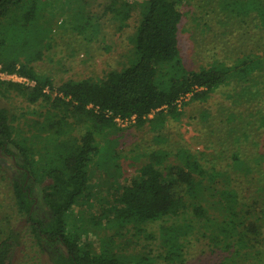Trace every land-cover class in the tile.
I'll return each instance as SVG.
<instances>
[{
	"label": "trees",
	"instance_id": "16d2710c",
	"mask_svg": "<svg viewBox=\"0 0 264 264\" xmlns=\"http://www.w3.org/2000/svg\"><path fill=\"white\" fill-rule=\"evenodd\" d=\"M88 2L74 0L73 19L64 21L85 38L88 26L92 35L100 29ZM56 4L0 0V72L25 79L0 77V98L14 94L40 106L16 124L20 118L0 103V185L11 188L7 203L24 217L37 250L50 264H184L197 243L226 251L218 264H264V0H107L104 13L120 28L139 13L127 37L129 63L55 85L34 65L50 45L33 30L38 17L62 8ZM190 13L198 42L213 50L198 68L183 63L180 49V25ZM21 36L27 48L5 53L3 44ZM31 46L37 49L28 52ZM219 89L230 100L224 117L209 108L199 113L211 146L198 139L206 148L193 149L174 139L142 153L147 160L135 174L99 197L90 169L114 166L113 140L97 137L121 129L116 119L158 128ZM73 123L85 125L81 135L72 134ZM93 199L105 202L99 215L73 214L76 206L93 208ZM151 224L158 234L148 235ZM22 237L18 227L0 225V264H12Z\"/></svg>",
	"mask_w": 264,
	"mask_h": 264
},
{
	"label": "rangeland",
	"instance_id": "374dc122",
	"mask_svg": "<svg viewBox=\"0 0 264 264\" xmlns=\"http://www.w3.org/2000/svg\"><path fill=\"white\" fill-rule=\"evenodd\" d=\"M86 1L89 4V0ZM91 1L90 3L92 4L89 6L88 16L97 19V22L100 23V29L98 27L97 31L92 35L91 27L88 26L87 32L90 34V38L78 36L76 31L73 32L71 29V25L64 24L65 18L73 19L71 10L74 6V0H49L51 4L57 2L56 5L59 7L61 5L62 8L54 9L53 14H46L37 18L39 24L34 28L33 32L36 33L41 29L40 32L44 34L45 41L49 42L50 46L48 52L35 61L34 65L39 72L51 77L55 85L68 79L100 78L109 70L121 69L129 63L132 46L127 37L134 31L139 13L136 9L132 11L124 27L120 28L119 22L111 19L110 13H104L103 4L107 0ZM191 13L184 18L180 25V49L183 63L187 67L198 68L204 62L211 60L213 50L211 46L209 47L210 42L205 40L206 47H209L210 52L204 50V45L198 42ZM31 37L26 41H29V44L32 41L30 45H35L36 43ZM38 47V50L42 49V43ZM198 47H201V49ZM3 48L5 53L16 54L19 50L27 48L25 38L21 36V38L9 39V42H6L5 45L3 44ZM197 48L200 50L199 52L196 51ZM32 49H37V47H29L28 52ZM1 78L8 79L7 76H1ZM18 81L20 80L18 79ZM223 91L224 89H219L212 92L209 99L205 101L190 102L182 108V114L178 119H166L158 128L152 127L149 122L141 126H134L130 125L129 121H125L119 124L121 129L98 136V140L104 139L105 142L107 140L106 137L113 140L110 142L113 143L110 145L113 148L110 149H112V155L114 154V159L112 160L114 166L112 167L110 162L107 167L99 166L97 163L91 165L90 182L94 183L95 190L100 192L98 193L99 197L104 195V198H108L107 196L110 195L108 193L113 190V184L116 181L122 183L123 178H130L135 174L137 166L147 160V157L144 154L142 155V153L154 149L169 148L174 139L179 140L185 146H191L193 149H205V145L209 144L206 139L208 131L206 128L202 129L201 124L203 122L199 113L209 108L213 114L217 113L214 117H224V114L221 113L229 105L230 100H226L223 97ZM0 103L15 113L18 119L20 118L16 120V124H18V121L23 124L24 118L20 115L21 113H24L28 121V118H32V110H39L40 107L38 104H28V102L21 97L14 96V94L10 97L0 98ZM72 128V134L78 136L84 132L85 125L77 126L73 123ZM200 128L202 129L201 132L204 133L203 136L198 131ZM211 136L215 138L217 133ZM198 139L203 140L206 144H200L197 141ZM221 144L227 146V142ZM209 145L211 146V144ZM211 151L208 150V152ZM102 158L104 159V155ZM114 178L116 179L114 180ZM10 190L11 188L7 185H0V203L4 202L9 205L6 207L0 206V225L5 231H8L9 224L10 226L14 225L23 233L21 242L13 253L12 264H50L46 256L37 250L34 240L27 234L28 230L25 226L24 217L15 216L13 210H11V204L7 203L8 200H11ZM93 201H95L93 208H87L83 205L76 206L73 209V214L78 215V213L83 212L88 215L90 212H95L96 215H99L104 209L103 205L105 202L99 204L95 199ZM12 213L13 216L11 217ZM155 225L151 224L148 227V235L158 234L155 231L157 227ZM88 238L93 242L95 248H98L100 242L98 235L90 233ZM147 241L149 242L148 239H142L141 243H146ZM226 254V251L220 249L210 250L202 244L195 243V246L189 248V252L184 254V264H218L219 258L222 259Z\"/></svg>",
	"mask_w": 264,
	"mask_h": 264
},
{
	"label": "built area",
	"instance_id": "2783aa9c",
	"mask_svg": "<svg viewBox=\"0 0 264 264\" xmlns=\"http://www.w3.org/2000/svg\"><path fill=\"white\" fill-rule=\"evenodd\" d=\"M1 76H7V78L9 79H15V80H20V81H22V80H25L24 78H21V77H18V76H16V75H6L5 73H1L0 72V77ZM116 121L118 122V124H120V123H124L125 121H123V120H121V119H116Z\"/></svg>",
	"mask_w": 264,
	"mask_h": 264
}]
</instances>
